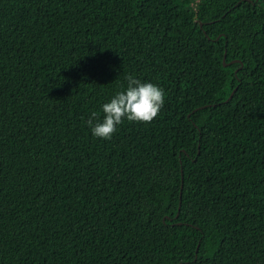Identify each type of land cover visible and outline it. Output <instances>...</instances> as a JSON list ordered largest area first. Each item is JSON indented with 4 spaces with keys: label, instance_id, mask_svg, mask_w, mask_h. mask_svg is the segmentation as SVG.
I'll return each mask as SVG.
<instances>
[{
    "label": "trees",
    "instance_id": "1",
    "mask_svg": "<svg viewBox=\"0 0 264 264\" xmlns=\"http://www.w3.org/2000/svg\"><path fill=\"white\" fill-rule=\"evenodd\" d=\"M0 264H264V0H0Z\"/></svg>",
    "mask_w": 264,
    "mask_h": 264
},
{
    "label": "clouds",
    "instance_id": "2",
    "mask_svg": "<svg viewBox=\"0 0 264 264\" xmlns=\"http://www.w3.org/2000/svg\"><path fill=\"white\" fill-rule=\"evenodd\" d=\"M126 88L121 86L110 101L102 105L103 118L93 111L86 121L93 136L111 139L117 125L125 119L136 123H151L165 103L164 91L157 84L142 82L132 75L126 76Z\"/></svg>",
    "mask_w": 264,
    "mask_h": 264
},
{
    "label": "water",
    "instance_id": "3",
    "mask_svg": "<svg viewBox=\"0 0 264 264\" xmlns=\"http://www.w3.org/2000/svg\"><path fill=\"white\" fill-rule=\"evenodd\" d=\"M224 62H226V55H225V59H224ZM226 65V64H225ZM237 89V88H236ZM236 89L234 90V92L231 94V96L229 97V100L232 99V97L234 96L235 92H236ZM182 188H183V185H182ZM181 197H182V191H181ZM180 197V198H181ZM180 209H181V201H180ZM180 215V211L178 212L176 218H178ZM166 220V218L164 219V221ZM199 248V246H198ZM197 252H198V249H197Z\"/></svg>",
    "mask_w": 264,
    "mask_h": 264
}]
</instances>
